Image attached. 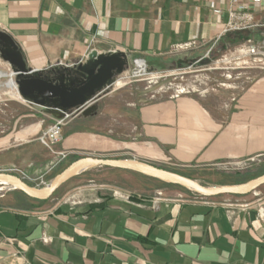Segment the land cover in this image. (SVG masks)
<instances>
[{
    "label": "crops",
    "instance_id": "obj_1",
    "mask_svg": "<svg viewBox=\"0 0 264 264\" xmlns=\"http://www.w3.org/2000/svg\"><path fill=\"white\" fill-rule=\"evenodd\" d=\"M237 1L264 19V0ZM234 5V0H0V32L11 36L29 70L60 60L78 63L93 50L125 54L127 65L142 57L153 66L167 61L176 45H219ZM241 98L240 119L233 124L144 125L152 143L135 150L138 159L164 163L156 154L164 148L193 167L264 153V77ZM196 109L192 112L199 114ZM172 112L162 103L146 108L143 117L168 119ZM30 134L16 128L13 144L1 142V165L20 160L31 166L30 175L37 174L40 160L20 158ZM93 135L87 130L81 140L68 138L66 146L74 153L120 148L103 136L93 141ZM238 195L188 200L102 185L79 188L51 204L17 192L1 194L0 264H264V196Z\"/></svg>",
    "mask_w": 264,
    "mask_h": 264
},
{
    "label": "rangeland",
    "instance_id": "obj_2",
    "mask_svg": "<svg viewBox=\"0 0 264 264\" xmlns=\"http://www.w3.org/2000/svg\"><path fill=\"white\" fill-rule=\"evenodd\" d=\"M261 21L262 26L241 30L247 31L242 35L238 33L240 30H230L227 25L226 37L219 45L201 49H196L199 46L196 43L176 45L170 50L167 61L153 66L145 58L133 59L122 74L115 75L99 96L90 101L89 105L96 106L92 115H85L84 108L63 112L23 98L16 83L17 69L0 52L3 74L0 76V157L5 155L1 152V142L7 140L8 145L13 144L16 128L21 130L23 127L31 134L23 143L25 155L20 158L40 160L34 166L37 174L33 176L27 171L31 166L24 167L20 160L0 164V174L15 175L30 187L41 189L78 160L95 157L141 162L195 180L206 187L247 184L259 179L264 176V153L246 160L225 158L185 167L188 163L174 160L164 148L156 151L157 155L163 156L164 163L141 161L135 150L142 149L145 142L152 143L146 138L144 125H229L239 121L242 95L254 87L257 79L264 77V19ZM87 59L82 57L78 63L60 60L45 70H31L37 75L50 76L57 68L75 70ZM140 63L144 65L143 71ZM162 103H168L170 110L174 111L171 116L167 119L161 114H151L152 120H145L144 110ZM196 107L199 114L192 112L197 111ZM60 121L64 125L61 135L56 141L47 140L50 128ZM87 130L94 134L93 141L103 136V141H117L120 148L104 153L86 149L74 153V148L66 146V140L70 137L81 140L79 134H86ZM12 151L9 150L8 154ZM102 185L128 192H159L160 196L188 200L223 201L240 197L233 193L208 196L180 182L126 169L93 166L62 182L46 199L31 198L55 204L69 198L79 188ZM9 192L30 197L20 189L0 184V195ZM248 194L263 197L264 184Z\"/></svg>",
    "mask_w": 264,
    "mask_h": 264
},
{
    "label": "water",
    "instance_id": "obj_3",
    "mask_svg": "<svg viewBox=\"0 0 264 264\" xmlns=\"http://www.w3.org/2000/svg\"><path fill=\"white\" fill-rule=\"evenodd\" d=\"M0 40L5 44V48L0 49V52L17 69L16 83L20 95L25 99L32 100L37 105L52 106L63 112H68L76 108H84L85 115L94 114L96 106L93 104L89 105L90 101L95 100L99 96V92L112 81L115 75L122 74L128 64V59L125 54L113 52L99 53L97 50H93L89 54L87 61L79 64L74 71L65 69L61 74L45 77L40 74H34V70L27 69L23 56L10 35L0 32ZM86 161L91 163L89 165L90 167L105 166L126 169L158 177L166 181L177 178L208 196L229 193L244 194L264 184V176H262L247 184L206 187L195 180L175 173L166 172L141 162L95 157H85L78 160L65 172L58 175L49 185L41 189L30 187L15 175L0 174V178L8 176L18 181L20 190L30 197L46 199L62 182L76 174L70 173L75 165ZM86 169L80 171V173Z\"/></svg>",
    "mask_w": 264,
    "mask_h": 264
},
{
    "label": "built area",
    "instance_id": "obj_4",
    "mask_svg": "<svg viewBox=\"0 0 264 264\" xmlns=\"http://www.w3.org/2000/svg\"><path fill=\"white\" fill-rule=\"evenodd\" d=\"M234 1L235 5L230 10V21L228 23V28L230 30L241 31L257 28L263 25L261 19H257L256 14L251 12L247 6L238 3L237 0ZM255 1L259 2L261 0ZM252 51L255 52V49H253ZM63 126V121H60L57 125H54L52 128H50V130L46 134L47 140L51 142L56 141L61 135Z\"/></svg>",
    "mask_w": 264,
    "mask_h": 264
},
{
    "label": "bare ground",
    "instance_id": "obj_5",
    "mask_svg": "<svg viewBox=\"0 0 264 264\" xmlns=\"http://www.w3.org/2000/svg\"><path fill=\"white\" fill-rule=\"evenodd\" d=\"M140 66H141V70L143 71L144 70V65L142 64V63H140ZM143 66V67H142ZM91 163L90 162H88V161H86V162H82V163H80V164H77V165H75L72 169H71V171H70V173H76V174H78V173H80V171H82V170H84V169H88V168H90V165ZM92 167V166H91ZM170 181H176V182H180V183H182V184H184V185H186V186H189L190 188H193V189H196V188H194L193 186H191V185H189V184H187V183H185V182H183L182 180H180V179H177V178H174V179H172V180H170ZM0 184H5V185H10V186H12L13 188H17V189H20V186H19V183H18V181H16V180H14V179H12V178H10V177H8V176H3V177H1L0 178ZM197 190V189H196ZM198 191V190H197Z\"/></svg>",
    "mask_w": 264,
    "mask_h": 264
},
{
    "label": "flooded vegetation",
    "instance_id": "obj_6",
    "mask_svg": "<svg viewBox=\"0 0 264 264\" xmlns=\"http://www.w3.org/2000/svg\"><path fill=\"white\" fill-rule=\"evenodd\" d=\"M5 48V44L2 40H0V49H4ZM48 77V76H45Z\"/></svg>",
    "mask_w": 264,
    "mask_h": 264
},
{
    "label": "trees",
    "instance_id": "obj_7",
    "mask_svg": "<svg viewBox=\"0 0 264 264\" xmlns=\"http://www.w3.org/2000/svg\"><path fill=\"white\" fill-rule=\"evenodd\" d=\"M238 33H241V35H242V33H247V31L246 32L245 31H241V32L239 31Z\"/></svg>",
    "mask_w": 264,
    "mask_h": 264
}]
</instances>
